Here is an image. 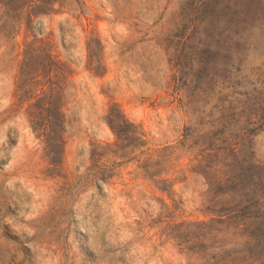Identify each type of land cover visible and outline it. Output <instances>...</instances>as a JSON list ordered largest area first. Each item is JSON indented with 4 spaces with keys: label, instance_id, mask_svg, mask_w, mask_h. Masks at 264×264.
Segmentation results:
<instances>
[{
    "label": "rangeland",
    "instance_id": "rangeland-1",
    "mask_svg": "<svg viewBox=\"0 0 264 264\" xmlns=\"http://www.w3.org/2000/svg\"><path fill=\"white\" fill-rule=\"evenodd\" d=\"M0 264H264V0H0Z\"/></svg>",
    "mask_w": 264,
    "mask_h": 264
},
{
    "label": "trees",
    "instance_id": "trees-1",
    "mask_svg": "<svg viewBox=\"0 0 264 264\" xmlns=\"http://www.w3.org/2000/svg\"><path fill=\"white\" fill-rule=\"evenodd\" d=\"M235 214H239V210L234 211Z\"/></svg>",
    "mask_w": 264,
    "mask_h": 264
}]
</instances>
